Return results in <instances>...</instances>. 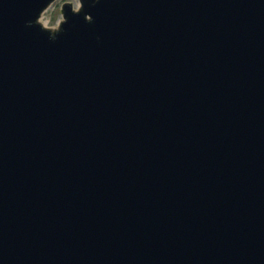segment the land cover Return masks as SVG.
Instances as JSON below:
<instances>
[{
    "label": "water",
    "instance_id": "95a60500",
    "mask_svg": "<svg viewBox=\"0 0 264 264\" xmlns=\"http://www.w3.org/2000/svg\"><path fill=\"white\" fill-rule=\"evenodd\" d=\"M0 0V264H264V0Z\"/></svg>",
    "mask_w": 264,
    "mask_h": 264
},
{
    "label": "rangeland",
    "instance_id": "374dc122",
    "mask_svg": "<svg viewBox=\"0 0 264 264\" xmlns=\"http://www.w3.org/2000/svg\"><path fill=\"white\" fill-rule=\"evenodd\" d=\"M64 1L72 2L73 7L75 8L79 4V0H54L41 14L39 20L42 18L43 21H46L49 27H56L58 21L62 18L61 14V4ZM43 23V22H41Z\"/></svg>",
    "mask_w": 264,
    "mask_h": 264
},
{
    "label": "clouds",
    "instance_id": "9594fccd",
    "mask_svg": "<svg viewBox=\"0 0 264 264\" xmlns=\"http://www.w3.org/2000/svg\"><path fill=\"white\" fill-rule=\"evenodd\" d=\"M74 10H78V8H75ZM40 22H43L45 27H49L46 21H43L42 18L40 19Z\"/></svg>",
    "mask_w": 264,
    "mask_h": 264
}]
</instances>
